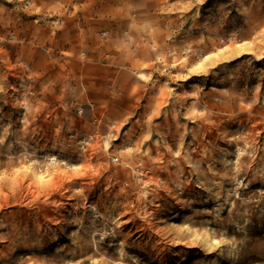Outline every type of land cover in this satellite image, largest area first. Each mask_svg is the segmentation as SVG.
I'll return each instance as SVG.
<instances>
[{
    "label": "rangeland",
    "instance_id": "obj_1",
    "mask_svg": "<svg viewBox=\"0 0 264 264\" xmlns=\"http://www.w3.org/2000/svg\"><path fill=\"white\" fill-rule=\"evenodd\" d=\"M0 264H264V0H0Z\"/></svg>",
    "mask_w": 264,
    "mask_h": 264
}]
</instances>
